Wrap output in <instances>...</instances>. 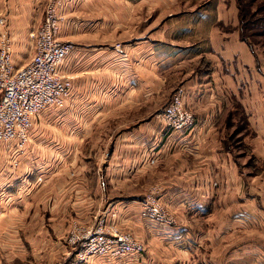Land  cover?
Wrapping results in <instances>:
<instances>
[{"label": "crops", "instance_id": "0c3cea01", "mask_svg": "<svg viewBox=\"0 0 264 264\" xmlns=\"http://www.w3.org/2000/svg\"><path fill=\"white\" fill-rule=\"evenodd\" d=\"M45 2L0 0V22L6 19L18 68L35 53L31 33L43 20ZM108 2L68 0L61 10L66 19L60 39L77 46L62 69L72 78L71 94L65 106L33 119L25 150L16 143L0 149V239L7 237L5 227L16 237L20 218L29 216L26 224L35 221L30 236L39 242L54 238L48 246L53 262L70 264L74 250L61 241L73 223L91 226L95 216L108 214L147 253L87 264H264V178L244 181L223 146L233 100L242 97L247 107L244 93L233 92L231 56L223 66L218 56L200 50L214 47L217 54L216 38L196 47L182 43L201 27L171 30L170 42L145 35L119 49V27L86 12ZM192 18L196 22L200 15ZM203 53L210 63L197 68ZM177 86L186 90L185 105L196 120L183 133L171 132L162 120ZM251 124L264 127L258 120ZM153 184L159 201L177 217L173 228L142 217ZM8 253L0 245V264Z\"/></svg>", "mask_w": 264, "mask_h": 264}, {"label": "rangeland", "instance_id": "374dc122", "mask_svg": "<svg viewBox=\"0 0 264 264\" xmlns=\"http://www.w3.org/2000/svg\"><path fill=\"white\" fill-rule=\"evenodd\" d=\"M48 1L46 0L43 7V20ZM110 1L97 10L86 12H97L96 16L103 23L113 21L116 27H119L114 33L118 39L116 47H122L127 42L145 35H152L155 41L170 42L173 31L193 30L198 27H201V31L192 35L185 34L181 40L184 45L196 47L203 42L209 44L210 37L212 41L216 38L219 42L217 54L214 47L212 51L206 45V50L203 47L198 48H203L200 50L207 53L211 52L213 57L218 56L219 63L223 66L226 64L225 57L231 56V61L228 62L232 72L233 92L239 89V92L244 93V102L251 115L250 118L244 103L241 102L242 94L240 101L233 100L234 112L228 115L224 124L226 129L223 134L224 150L229 151L237 160V167L244 181H252L254 177L264 178V127H260L262 134L260 135L258 133L260 129L257 127L256 131L255 126L251 124V119L264 122V0H118L119 7L113 9L108 5ZM197 14L200 15V19L194 22L192 17ZM62 16L61 31L66 19L65 14ZM73 18L79 19L75 15ZM1 19L5 20V23L0 26L2 30L0 41L3 38H10L6 19ZM40 24L32 30L30 39L33 42ZM209 59L203 53L196 61L195 67L209 65ZM179 88L181 86L175 88L172 96ZM154 186L156 185H151L148 190ZM29 218V216L20 218L21 225L16 237L13 236V228L5 227L7 237L0 239V245L10 249V253L4 257L2 264H56L53 262V251L48 247L55 242L54 238H44L39 242L37 236H30L29 227L35 228V221L32 225L26 224L30 221ZM43 218L44 214L41 219ZM40 223L37 222V225ZM68 234L69 232L64 241H61L63 245L68 243Z\"/></svg>", "mask_w": 264, "mask_h": 264}, {"label": "built area", "instance_id": "2783aa9c", "mask_svg": "<svg viewBox=\"0 0 264 264\" xmlns=\"http://www.w3.org/2000/svg\"><path fill=\"white\" fill-rule=\"evenodd\" d=\"M65 4L66 0L48 1L45 18L34 34L35 53L25 66L18 68L13 62L9 39L0 41V149L16 143L20 151L25 150L31 141L33 119L48 109L65 106L71 94L72 78L62 69L77 46L59 38ZM186 94L182 87L177 89L162 112V120L171 132L183 133L196 124L194 113L185 105ZM159 191L153 187L146 195L142 217L173 228L177 218L159 201ZM107 215L96 216L91 226L73 223L67 239L74 250L70 264H87L95 258H143L147 253L134 233L121 230Z\"/></svg>", "mask_w": 264, "mask_h": 264}]
</instances>
